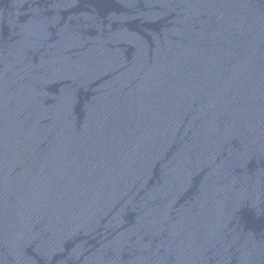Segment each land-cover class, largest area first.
Segmentation results:
<instances>
[{
    "label": "water",
    "instance_id": "water-1",
    "mask_svg": "<svg viewBox=\"0 0 264 264\" xmlns=\"http://www.w3.org/2000/svg\"><path fill=\"white\" fill-rule=\"evenodd\" d=\"M0 264H264V0H0Z\"/></svg>",
    "mask_w": 264,
    "mask_h": 264
}]
</instances>
